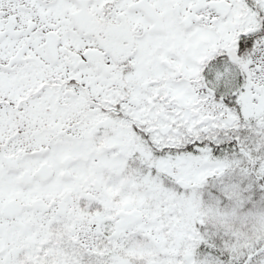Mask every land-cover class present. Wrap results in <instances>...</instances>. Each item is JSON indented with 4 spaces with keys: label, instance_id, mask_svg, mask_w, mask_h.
Masks as SVG:
<instances>
[{
    "label": "snow or ice",
    "instance_id": "1",
    "mask_svg": "<svg viewBox=\"0 0 264 264\" xmlns=\"http://www.w3.org/2000/svg\"><path fill=\"white\" fill-rule=\"evenodd\" d=\"M0 264H264V0H0Z\"/></svg>",
    "mask_w": 264,
    "mask_h": 264
}]
</instances>
